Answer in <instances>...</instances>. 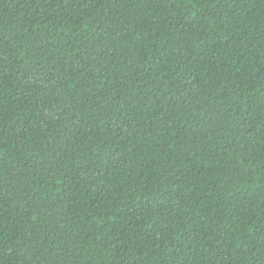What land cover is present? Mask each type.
<instances>
[{
	"label": "trees",
	"instance_id": "1",
	"mask_svg": "<svg viewBox=\"0 0 264 264\" xmlns=\"http://www.w3.org/2000/svg\"><path fill=\"white\" fill-rule=\"evenodd\" d=\"M0 264H264V0H0Z\"/></svg>",
	"mask_w": 264,
	"mask_h": 264
}]
</instances>
